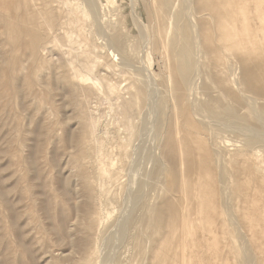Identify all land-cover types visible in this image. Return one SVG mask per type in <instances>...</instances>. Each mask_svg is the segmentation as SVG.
I'll return each instance as SVG.
<instances>
[{"label": "rangeland", "instance_id": "obj_1", "mask_svg": "<svg viewBox=\"0 0 264 264\" xmlns=\"http://www.w3.org/2000/svg\"><path fill=\"white\" fill-rule=\"evenodd\" d=\"M263 7L0 0V264H172V218L198 213L178 184L204 148L215 207L193 221L191 264H264V184L256 204L228 159L247 149L264 176ZM181 111L205 145L175 163L163 148Z\"/></svg>", "mask_w": 264, "mask_h": 264}, {"label": "bare ground", "instance_id": "obj_2", "mask_svg": "<svg viewBox=\"0 0 264 264\" xmlns=\"http://www.w3.org/2000/svg\"><path fill=\"white\" fill-rule=\"evenodd\" d=\"M247 1V0H246ZM259 1H263V0H259ZM48 2V1H47ZM239 2V1H238ZM49 3V2H48ZM241 2L238 3V5L240 4ZM249 3V2H248ZM246 3V4H248ZM242 5V4H241ZM251 7V6H250ZM159 8V7H158ZM230 8V7H229ZM237 8V7H236ZM264 8V7H263ZM232 9V8H231ZM243 9V8H242ZM251 9V8H250ZM229 10V9H228ZM235 10V9H234ZM239 10V9H238ZM246 10V9H245ZM248 10V9H247ZM252 11V9H251ZM241 12V11H240ZM264 12V11H263ZM262 12V13H263ZM242 13V12H241ZM248 13H250L248 11ZM257 13V12H256ZM260 14V13H259ZM247 15V14H246ZM255 15V14H254ZM242 16V15H241ZM182 17V16H181ZM184 17V16H183ZM220 17V16H219ZM235 17V16H234ZM249 17H252L249 15ZM227 18V17H226ZM243 18V17H242ZM219 19V18H218ZM182 20H180V23H182ZM230 20V19H229ZM250 19H248L249 21ZM258 20V19H257ZM188 21V20H187ZM227 21V20H226ZM251 21V20H250ZM249 21V22H250ZM235 22V21H234ZM239 22V21H238ZM248 22V23H249ZM184 23V22H183ZM237 23V21H236ZM243 23H244V20H243ZM251 23V22H250ZM263 23V22H262ZM230 24H232L230 22ZM242 24V23H241ZM180 25V24H179ZM177 25V27L179 26ZM222 25V24H220ZM235 25V24H234ZM252 25V24H251ZM261 25V24H260ZM191 26V25H190ZM245 26H248L247 23ZM254 26V25H252ZM180 27V26H179ZM178 27V28H179ZM236 27V26H235ZM239 27V26H238ZM244 27V26H242ZM263 27V26H262ZM177 28V29H178ZM185 28V27H184ZM183 28V29H184ZM233 28V26H232ZM241 28V27H240ZM179 29H182V28H179ZM178 29V32L181 31ZM225 29V28H224ZM243 29V28H241ZM248 29V27H247ZM259 29V28H258ZM238 30V28L236 29ZM260 30V29H259ZM224 31V30H223ZM249 32V31H248ZM244 33V32H243ZM246 33V32H245ZM250 33V32H249ZM248 33V34H249ZM179 37L181 38L180 36V32L178 33ZM225 34V33H223ZM227 34V33H226ZM229 34V33H228ZM230 35L232 36V34L230 33ZM236 35H240V34H236ZM223 36V35H222ZM228 36V35H227ZM241 36V35H240ZM160 37V36H159ZM163 37V36H162ZM230 37V36H228ZM249 37V36H248ZM247 37V38H248ZM252 37H254L252 35ZM251 37V38H252ZM261 37V36H260ZM180 38H178L180 40ZM234 38V37H233ZM241 38V37H240ZM226 39V37L224 38ZM223 39V40H224ZM239 39V38H238ZM255 39V38H254ZM257 39V38H256ZM264 39V38H263ZM161 40V38H160ZM181 40H183L181 38ZM227 40V39H226ZM225 40V41H226ZM230 40V39H229ZM234 40V39H233ZM185 41V40H184ZM224 41V42H225ZM228 41V40H227ZM231 41V40H230ZM240 41V40H239ZM250 41V39H249ZM254 41V40H253ZM256 41V40H255ZM254 41V43H255ZM262 41V40H261ZM177 42H180V41H177ZM235 43V42H234ZM185 44V43H184ZM232 44V43H231ZM179 45V44H178ZM237 45V44H236ZM238 45H240L238 43ZM231 46V45H230ZM229 46V47H230ZM234 46V45H233ZM249 46V45H248ZM244 47V45L242 46ZM183 48H181L180 52L178 53H173L175 58L176 56H178V54L182 55L183 54ZM249 48V47H248ZM235 49V48H234ZM240 49V48H239ZM173 50H175L173 48ZM177 52V50L175 51ZM185 62H183L184 64ZM195 63V62H194ZM83 64V63H82ZM79 71V70H78ZM172 72V71H171ZM173 76L172 79L174 80V91H175V97H177L178 99H180L181 97V87H182V83H180L179 81H177L176 79V71L174 70V72L172 73ZM188 79V78H186ZM187 82V81H186ZM207 88V87H206ZM88 93V92H87ZM90 93V92H89ZM92 96V95H91ZM132 98V97H131ZM127 99V98H126ZM217 104V103H216ZM122 105V103H121ZM124 106V105H123ZM207 107V106H206ZM126 108V107H125ZM128 109V108H127ZM126 110V109H125ZM183 110V109H182ZM206 110V109H205ZM207 111V110H206ZM182 112V118H181V121L176 124L177 122H172L171 125H170V133L167 135L168 137L166 138L165 140V144H164V152L167 151L168 152H171L172 156H174V159L175 158H179V159H182L180 158L179 156L181 155L185 160L187 159V157H190L192 155V153H195V149L196 148H202L204 145L200 139V137L198 136V134H196L197 132V128H196V125L195 123L193 122L190 114L187 112V111H181ZM211 112V111H210ZM226 112V111H225ZM127 115V114H126ZM174 115V114H173ZM225 115V114H224ZM230 115V114H229ZM175 116V115H174ZM212 116H213V113H212ZM132 117V116H131ZM176 119V117H174ZM173 118V121H175V119ZM177 121V120H176ZM198 126V125H197ZM199 129V128H198ZM202 129V128H200ZM177 130L179 132L182 133V136L181 137H177L176 136V133ZM179 133H177L178 135ZM254 141V140H253ZM210 145V144H209ZM204 148V147H203ZM247 150V149H246ZM244 149H239L238 151L236 152H233L230 157L228 158L229 159V165L232 166V168L236 169L237 172H241L245 175V182L249 183L251 182V184H253V188L250 189L249 187V192L250 194L252 195V201L253 202H256L257 204V200L253 197L255 194H257L258 192V188L259 186H261L262 184H264V176L260 173V168H261V163H262V160L261 159H258L257 157H251L250 154ZM202 151H206L205 148L204 150L202 149ZM252 151V150H251ZM201 152V151H200ZM202 154L200 153V156H199V161L198 163L195 164H189L191 165V167L189 166H186L189 168V173L187 175H185L184 178L183 177V180L184 182L182 183V181H180L177 186L178 188V194H179V197H180V204H181V207L183 204H185L186 206V203L191 200V198L193 199L194 198V195H197L196 196V200L195 202L198 203V213L197 215H195V213H188L185 214V213H182L181 211L178 213L176 212L175 216L172 218V222L173 225L175 223V228L172 227V231L171 233L169 232L168 234V239L166 241H169L167 243V247H164L163 245L166 243H162V246L163 248L168 251V250H171L173 252V258H174V261L172 264H191V256H190V252L192 251V248H193V241L192 239L195 238V236L197 235L196 232L193 234L196 226H194L193 224V221L195 220V217L197 218H203L202 216H209L210 217V214H211V211L213 210V208L215 207V202H214V199H211L210 197V193L212 190V188H210L211 184H212V173H211V170L209 168V164H208V158L206 153L208 152H205ZM206 154V157L205 155ZM191 158V157H190ZM198 158V157H197ZM173 159V158H172ZM183 159V161H184ZM176 160V159H175ZM227 160V159H226ZM225 160V161H226ZM180 161V160H179ZM175 163H178V161H174ZM188 162V161H187ZM185 162V163H187ZM210 162V161H209ZM227 162V161H226ZM181 163V162H180ZM189 163V162H188ZM187 163V164H188ZM228 163V162H227ZM174 164V163H173ZM183 164V163H182ZM176 165V164H175ZM186 165V164H185ZM195 165V166H194ZM177 166V165H176ZM181 166V165H180ZM175 167V166H173ZM264 167V166H263ZM182 168V167H181ZM178 169V168H177ZM180 171V170H179ZM219 171V170H218ZM186 172V171H185ZM184 172V173H185ZM149 175V174H148ZM179 175V174H178ZM218 176V175H217ZM221 177V175H219ZM219 177V178H220ZM237 177V175L235 176ZM225 178V177H224ZM228 178V177H227ZM218 179V178H217ZM176 180V179H175ZM180 180V178H179ZM182 180V179H181ZM144 181V180H143ZM218 181V180H217ZM220 181V180H219ZM227 181V180H226ZM229 181V180H228ZM236 181V179H235ZM222 182V180H221ZM238 183V181H236ZM229 183V182H228ZM231 183V182H230ZM236 183V184H237ZM250 184V185H251ZM144 185V184H143ZM176 185V184H175ZM174 185V186H175ZM244 185V184H243ZM145 186V185H144ZM239 186V185H238ZM241 186V185H240ZM246 186V185H245ZM245 186H242V188ZM247 187V186H246ZM263 187V186H262ZM175 188V187H174ZM243 188V189H244ZM176 189V188H175ZM174 189V190H175ZM220 190V189H219ZM246 191V190H245ZM174 192V193H175ZM176 193V194H177ZM141 194V193H140ZM177 194V195H178ZM247 194V192L245 193ZM176 195V196H177ZM249 196V195H248ZM178 197V198H179ZM191 202V201H190ZM252 202V203H253ZM190 204V203H189ZM195 204V203H193ZM243 204V207H244V202H242ZM248 204V203H247ZM246 204V205H247ZM197 205V204H196ZM256 206V205H254ZM187 207V206H186ZM253 207V206H252ZM171 208V207H170ZM173 208V207H172ZM171 208V209H172ZM176 208V207H175ZM180 208V207H179ZM182 209V208H181ZM223 209V208H222ZM254 209V207H253ZM257 210H255V218L252 216V218H254L251 221L249 220V225H248V230H246L247 232L249 231V234H250V239L253 241L254 245L259 249L260 248V245H259V240H258V229L259 227L257 225H254L255 223L257 224V214L261 213V210L259 208H256ZM260 211H259V210ZM175 210V209H174ZM263 211V209H262ZM216 212V211H215ZM258 212V213H257ZM172 213V212H171ZM170 213V214H171ZM214 213V212H213ZM246 213V212H245ZM174 214V212L172 213V215ZM251 214V213H250ZM249 214V216H250ZM254 214V213H253ZM254 214V215H255ZM262 214V213H261ZM171 215V217H172ZM212 215V214H211ZM245 215V214H244ZM214 216V215H213ZM231 216V214H230ZM229 216V217H230ZM235 216V215H234ZM260 216V215H259ZM263 217V216H262ZM214 218V217H213ZM244 218V217H243ZM248 218V219H249ZM246 219H247V216H246ZM245 219V220H246ZM258 219H260V217H258ZM171 220V219H170ZM204 220V219H202ZM205 220H207V218H205ZM209 221V219H208ZM212 221V220H211ZM262 221V220H261ZM171 223V224H172ZM212 222H208V224L204 227V229H202V234L205 233L207 235H209V232H210V229L212 227ZM262 223V222H259V224ZM261 225V224H260ZM259 225V226H260ZM171 226V225H170ZM258 228H256V227ZM262 228V227H261ZM170 229V228H169ZM263 229V228H262ZM264 232V230H263ZM262 233V232H261ZM196 234V235H195ZM263 234V233H262ZM261 234V235H262ZM249 236V235H248ZM166 238V237H165ZM260 239V238H259ZM182 247H185L182 249V253H180L181 251V248ZM262 248V247H261ZM260 248V250H261ZM264 250V249H263ZM190 251V252H189ZM263 252V251H262ZM172 260V259H171Z\"/></svg>", "mask_w": 264, "mask_h": 264}]
</instances>
